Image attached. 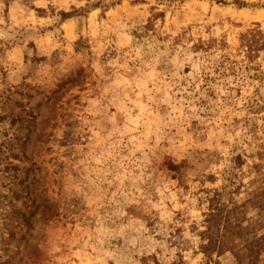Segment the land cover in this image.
Masks as SVG:
<instances>
[{
    "label": "rangeland",
    "instance_id": "1",
    "mask_svg": "<svg viewBox=\"0 0 264 264\" xmlns=\"http://www.w3.org/2000/svg\"><path fill=\"white\" fill-rule=\"evenodd\" d=\"M215 191L264 235V0H0V264H205Z\"/></svg>",
    "mask_w": 264,
    "mask_h": 264
},
{
    "label": "trees",
    "instance_id": "2",
    "mask_svg": "<svg viewBox=\"0 0 264 264\" xmlns=\"http://www.w3.org/2000/svg\"><path fill=\"white\" fill-rule=\"evenodd\" d=\"M244 49L247 55V62L253 61L254 57H256V51L252 43H247ZM222 65H224L223 62H221L220 66ZM218 196V192L215 191L211 195L206 193L205 197H203V200L207 202V208L203 220L204 229L199 235L201 240H203L200 245V251L205 258V264H210L211 262L212 264H220L219 258L226 252L238 259L239 256L236 253L242 250L246 251L247 257H253L255 264H264V259L260 258L264 254V235L244 238L242 232L245 231V228L242 225V221L227 207L219 204ZM213 255L218 259L213 260Z\"/></svg>",
    "mask_w": 264,
    "mask_h": 264
}]
</instances>
